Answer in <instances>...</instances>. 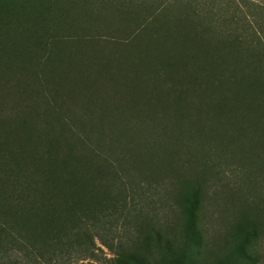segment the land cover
I'll use <instances>...</instances> for the list:
<instances>
[{
    "label": "trees",
    "instance_id": "obj_1",
    "mask_svg": "<svg viewBox=\"0 0 264 264\" xmlns=\"http://www.w3.org/2000/svg\"><path fill=\"white\" fill-rule=\"evenodd\" d=\"M4 1L0 264H22L16 253L41 263L94 260L102 248L133 264H188L212 188L237 209L227 218L236 244L217 264H238L264 235V0H100L134 14L127 46L193 44V58H182L185 73L165 81V104L153 113L145 106L100 110L94 100L71 108L59 87L88 95L90 77L78 68V80H63L65 55L98 42L72 36L73 28L41 33L52 22L40 7ZM63 15L70 19L67 7ZM158 203L184 215L180 246L170 239L176 225L162 228ZM152 244L160 261L150 257Z\"/></svg>",
    "mask_w": 264,
    "mask_h": 264
},
{
    "label": "rangeland",
    "instance_id": "obj_2",
    "mask_svg": "<svg viewBox=\"0 0 264 264\" xmlns=\"http://www.w3.org/2000/svg\"><path fill=\"white\" fill-rule=\"evenodd\" d=\"M55 1V6L50 3V0H15L14 3L18 7H26L28 11L36 10L37 7L44 11V17L47 18L46 22L51 21L52 23L44 27L41 26L39 28L41 33L51 29L53 32H59L58 34L67 35L72 33L73 28L72 36L75 33L82 34L88 36L89 40L94 39L98 42L95 47L85 45L83 48L73 49L65 55L64 61L68 64L64 65L63 80L66 82L78 80L80 75L78 68L83 69L90 77L91 88L88 95H83V89H68L62 86L63 84L59 87L64 96L73 101L71 108H74L75 111L80 110L84 108L83 104L88 106L89 101L94 100L97 105L96 108L105 111L111 110V108L119 111L131 110L133 107L141 110L142 106H145L149 113L155 108L161 109L165 104V96H167L165 94V81L167 79H174L177 82L180 80L178 75L182 77L185 73L182 58L186 59L187 55L193 58V44L186 47L178 46L173 50L166 48L161 42L154 43L153 40L141 47L138 44L127 46L131 41L130 34L135 18L133 13L117 12L112 5L100 0ZM8 2L10 0H5L3 7ZM64 7L70 11V15H68L70 19L64 17ZM33 14L35 17L36 15L41 17L38 12ZM66 23L72 25L69 26ZM20 31L27 34L23 25H20ZM138 42H144V37ZM186 73H190V71L186 69ZM58 75H61V71L58 72ZM40 90L44 91L42 88ZM6 91L8 90L4 89L1 95L3 96ZM17 94L12 93V99L18 100ZM32 103L33 101L29 103L27 108L34 110L36 106ZM86 106L85 108H87ZM67 107L69 108V106ZM19 109L25 108L19 106ZM219 189H209L208 193L205 194L202 203L204 205L199 212L201 243L194 248L192 246L188 251L186 258L188 264L222 263L230 255L233 246L236 244L233 227L228 221L231 220L232 214L237 212V209L236 206L233 207L231 203L227 202L228 199L222 195ZM167 206L172 207L171 211H168ZM157 208L162 212L160 222L163 229L168 228L169 225H176L173 227L175 230L171 228V243L177 247L186 242V235L183 232L184 215H181L177 206L171 203H158ZM243 214V217H252L248 211ZM251 243L253 245L248 248L246 253L243 251V255L239 254L242 256L238 264H264V235L262 238L252 240ZM98 246L100 247L99 244ZM102 250L98 252L96 259L78 262L72 256H63L58 257L52 263H41L31 256L25 258L20 253L15 254V259L22 260V264H133L118 260L106 248H102ZM151 250L150 257L154 261H160L161 254L157 252L153 244ZM198 251L200 252L199 255Z\"/></svg>",
    "mask_w": 264,
    "mask_h": 264
}]
</instances>
